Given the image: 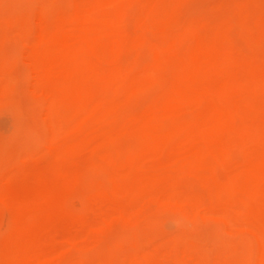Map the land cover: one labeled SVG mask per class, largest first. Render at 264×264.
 Listing matches in <instances>:
<instances>
[{"label": "rangeland", "instance_id": "374dc122", "mask_svg": "<svg viewBox=\"0 0 264 264\" xmlns=\"http://www.w3.org/2000/svg\"><path fill=\"white\" fill-rule=\"evenodd\" d=\"M91 1L0 0V200L2 201V203L0 201V249L3 251H0V264H9L12 254L10 250H17L24 244L26 251L23 250L25 252H22L21 256L24 258L21 259L23 264L26 260L25 264H264V258L261 257L262 260L257 258L261 253L264 255V237H261L264 235V172L261 171L259 177L254 176L259 184L255 183L253 177L249 179L251 183L247 180L248 177L246 179L249 183L248 189L251 190L252 181L258 187H254V190L252 184V190L257 193L256 197L253 195L248 198L244 193L245 188L241 187L238 189L244 191L237 189L234 194L237 197L234 199L231 198L230 193L229 196L225 194L226 196L219 198L222 201L226 198L223 203L231 200L223 204L218 199V205H222L217 206L216 212L221 209L228 212L220 216L216 212L208 214L210 208H206L208 207L206 204L203 205L206 199L205 193L211 194L208 195L206 199L208 200L212 196V189L201 182L199 171L198 174L197 170L190 174L188 170L186 172L189 173L185 174L184 169L182 168L181 171L179 167L183 163L180 162L183 158L180 156H191V158L198 156L196 152L201 149L196 150V147L201 148L202 137L207 139L205 140L207 145L212 143L210 139L215 140L213 146L216 156L219 154L217 159L222 156L219 163L221 161L225 163L220 167L222 168L220 172L217 169L215 174L213 172L210 174L213 175V179L215 178V185L218 182L226 183V175L232 174L233 178L237 171V174H244L245 170L253 165L259 164L258 167L260 163L264 165V76L262 77L264 75V0H101L103 5L99 4V0ZM109 4L116 7L112 6L110 9ZM126 6H129L128 10ZM113 9H117L116 16ZM231 9L234 10L231 12ZM43 10L48 15L47 18L43 14V18L46 17L43 21L49 20L51 24L49 26L53 29L57 42L55 43L57 49L55 46L52 49L59 53L58 56H62L61 60L58 59L59 65H63L62 62L67 64L69 61L72 64L75 61V64L85 69L83 71L82 68L81 71L88 83L87 87L91 89L93 86L96 90L99 89L94 92L92 88V94L86 98L87 100L85 99V102H88L85 109L87 114L83 111V115L78 117L80 121L76 120L77 123L73 120L80 114L64 111V115H67L66 119H69L68 125H71L67 126V133H63L58 138L62 139L60 140L62 144L67 140L63 146L61 144L62 147H58L60 142L55 144L48 136L49 121L44 107L46 99L41 91L36 89V92L34 89L36 71L31 68L33 65L31 62L34 63L33 54L36 52L32 45L35 43L34 40L41 37L42 30L46 31L44 27L46 28L45 24H48L46 21V23L41 21ZM109 10L113 14H110ZM93 11H96L94 16H92ZM118 27L119 29H116ZM84 41L88 45L84 44ZM83 49H85L84 53L88 52L87 55L79 56V52ZM30 51L33 53L31 54ZM106 54L112 59L108 60ZM38 55L34 56L37 58ZM195 66L198 68L203 66L205 71L203 67L201 69L203 68L204 72L200 69L196 71L198 68ZM119 70H123L119 72L125 77L122 80V76L117 72ZM159 70L161 74H158ZM154 72L157 76L160 75V80L159 76H154L156 74ZM114 74L117 76L115 77ZM250 75L253 77L250 78ZM252 80L254 83L250 84ZM104 82L107 86L103 84ZM161 82L167 87L162 84L165 88H157L160 91L156 93L154 89L156 90V87L160 86L157 84ZM257 89H261L262 93ZM110 93L113 94L112 97ZM130 97L134 98L133 101ZM252 97L257 99V104L256 101L251 102ZM182 98L185 100L182 101L186 102L184 106ZM131 101L133 107L131 108L130 104L131 109H128L127 106ZM16 102L20 105L17 106ZM14 103L16 107H12ZM74 107L76 110L71 105L67 108L78 112L77 105ZM242 108H245L247 113ZM126 109L130 113L128 111L125 113L131 115L122 121L123 116L121 119L119 114ZM251 109L252 112L254 111L253 114ZM241 110L246 114L247 120L244 113L240 114ZM237 112H240L239 116ZM182 115L190 118L192 122L201 118L205 120H201L202 123L209 122L215 128L216 137L212 139L213 131L210 132L208 129L210 135L202 133L200 139L198 137V140L190 141L194 144L193 147L192 143L183 144V140H180L181 143L177 145L181 146L179 151L176 150L178 153L174 151L177 146L171 150V146H175L178 141L173 144L172 141L169 144L171 149L168 148V155L157 156L154 162L150 161L151 165H146V162L143 166L136 164L139 163L138 155L144 152L142 146L138 144L144 128L149 126L154 132L158 129L162 132V134L158 132L160 138L165 137L167 133L169 136L171 134L169 131L175 128L172 124L179 123L175 119L179 118L181 124L185 121L186 118L184 119ZM240 115L244 116L240 119ZM71 119L75 123H72ZM238 122H241L242 128L239 124L237 130L241 128L243 135H249L248 142L243 138L245 135L241 136V133L236 131ZM141 124L144 125L140 127ZM160 124L161 129H159ZM70 126H74V129L72 130ZM167 127L171 129L166 130ZM252 127L255 130L261 129L263 134L260 135L258 130L259 135L258 131H255L253 137L254 131L250 130L253 129ZM222 134L223 136H220ZM234 137L238 138L243 146L230 145L233 148L230 149L228 146L227 150L225 149L227 155L224 151L222 155V149L224 150L228 142L234 144ZM45 139L50 143H46ZM133 142H137L139 145H135L137 148L141 147L136 153L134 152L135 156L131 154L132 148L127 149L131 144H135ZM246 143H248L247 147H244ZM204 148L206 149L203 147L202 150ZM180 149L186 151L181 152ZM133 151H136V148ZM165 152L167 154V151ZM172 152H175V156ZM255 153H260L261 158L259 159L258 154ZM225 156L226 159L223 160ZM116 157L117 161H124L123 164L115 161ZM178 160L179 164L181 163L178 164L179 166L174 163H178ZM207 160L209 161L206 159L205 164ZM210 162L216 165L209 163L213 165L212 167H217L218 161ZM135 165L139 171L144 167V175H148L140 177V185L137 178L139 175H135L138 172ZM173 165L178 166L180 170ZM167 166L171 171L167 170L169 169ZM206 166L198 170L212 169L208 166V162ZM254 166L253 169L259 170L257 165L256 168ZM127 168L130 172L132 170V173L133 170L137 172L130 174ZM158 168L164 171V174L160 171L162 176H158L156 172ZM175 170L176 174L178 170L179 174L183 172L184 176L173 177ZM262 170L264 171V167ZM233 171L236 173L233 174ZM10 172L13 176L8 174ZM127 173L129 176L126 175ZM201 173L205 172L201 170ZM220 173L225 181L220 178ZM6 174L11 175L10 179H5ZM206 174L209 175V172ZM135 176L137 181L134 180ZM180 176L184 179L182 180ZM244 177L241 179L245 180ZM155 178L159 183L155 182ZM176 181L178 183L184 181L181 184L185 183L184 187L180 184H177L180 188L174 186ZM241 181L243 180H240V183ZM246 181L241 184H246ZM192 195L196 199L201 197L202 203H200L202 199L195 200ZM237 198L240 200L239 203H235L239 201ZM198 203L200 206L197 205ZM230 203L234 206L241 203L242 209L243 205L249 206L250 209L247 207L249 212L247 210L245 212L247 218L242 214V216L234 214L235 211L243 210L236 208L232 212L228 207ZM259 220L261 225H258ZM7 244L10 246L9 249ZM30 259L32 261L28 262Z\"/></svg>", "mask_w": 264, "mask_h": 264}, {"label": "bare ground", "instance_id": "6f19581e", "mask_svg": "<svg viewBox=\"0 0 264 264\" xmlns=\"http://www.w3.org/2000/svg\"><path fill=\"white\" fill-rule=\"evenodd\" d=\"M91 1V0H90ZM95 1V0H94ZM100 1V2H99ZM98 2H99V4L100 5H103L102 4V2L103 1H105V0H103V1H101V0H99ZM116 1V0H115ZM114 1V2H115ZM175 1V0H174ZM83 2H84V0H83ZM92 2V1H91ZM98 2H96V4L98 3ZM119 2H121V1H119ZM94 3V2H93ZM118 3V2H117ZM116 3V4H117ZM172 3V2H171ZM93 5V4H92ZM111 4H109V8L110 7H116V6H114V5H112V6H110ZM81 6V5H80ZM128 7L129 6H126V10H128ZM40 9V8H39ZM42 9V8H41ZM40 9V10H41ZM111 9V8H110ZM45 10V9H44ZM44 10H43V12H44ZM115 9H113V11H114ZM117 10V9H116ZM116 10L114 11V15L116 16V14H115V12H116ZM232 10H234V9H231L230 11L232 12ZM110 11L111 10H109V13H110ZM124 11H125V9H124ZM166 11V10H165ZM229 11V12H230ZM40 12V11H39ZM48 11L46 10V13H47ZM96 12V11H95ZM95 12L93 11V13H92V16H94V14H95ZM127 12V11H126ZM157 12V11H156ZM42 13V12H41ZM99 13V12H98ZM97 13V14H98ZM43 14L45 15V16H47V18H48V15H46L45 14V12L44 13H42V20L41 21H43V19H45V18H43ZM48 14V13H47ZM102 14V13H101ZM110 14H113L112 12L110 13ZM51 15V13L49 12V16ZM100 15V14H99ZM99 15H98V17H99ZM38 16V15H37ZM52 16V15H51ZM50 16V17H51ZM101 16V15H100ZM103 16H105L104 14H103ZM123 16V15H122ZM51 19H52V17H51ZM93 19V18H92ZM46 20H44L43 21V23H46V22H48L49 20H47L46 22H45ZM51 21V20H50ZM79 21V20H78ZM93 21H94V19H93ZM119 22V21H118ZM28 23V22H27ZM42 23V24H43ZM52 23V22H51ZM71 23V22H70ZM95 23H97V22H95ZM49 24H50V22H48V24L46 23L45 24V26H46V28L44 27V29H46V31H43L42 30V35H41V37H39L38 39H36V40H34L35 41V43H34V45H32V48L37 52V51H39L38 53H34L33 54V58H32V61H34V63L33 62H31L32 64V66H31V68L33 69V70H35L36 71V73H34L35 74V78H36V80H34V89H35V91L37 92V90L38 91H41L42 92V94L45 96V99H46V102H45V104H44V107H45V109L47 110L46 112L47 113H45L46 114V118H48V121L46 120V122H48L47 123V125H48V129H49V134H48V136H50L51 137V139L53 140V143H59L60 142V140L62 141V139H58L59 138V136L60 135H62L63 133L64 134H66L67 133V126L69 127V125H71V124H69L68 125V120L69 119H66L67 118V115H64V111H72V112H75L76 114H80V115H78L76 118H74V120L73 119H71L70 121L72 122V123H77V121L76 120H78L79 118L78 117H80L81 115H83V111L87 114V110H85V109H87V106H88V102L86 103L85 102V99L87 98V97H89L91 94H92V88H93V86H91V89H90V87L88 88L87 87V81L85 80V76H84V74H82V68L79 66V65H77V64H75V61H73V60H75L74 58H73V63L72 64H70L69 63V61H67L68 63L66 64H64V62H62V64L63 65H59V62H60V60H61V58H62V56H60V58H59V56L57 55V54H59V53H57L54 49H52V47L54 48V46H55V43H57L56 42V38H55V36H54V34H53V29L52 28H50V26H51V24H50V26H49ZM67 24H69L68 22H67ZM118 24V23H117ZM44 25V24H43ZM64 25V24H63ZM41 26V25H40ZM55 26V25H54ZM96 26V25H95ZM107 27V26H106ZM41 28V27H40ZM112 28H114V27H112ZM34 29H36V28H34ZM109 29V28H108ZM116 29H119V27L118 28H116ZM61 30V29H60ZM113 30V29H112ZM115 30V29H114ZM21 31L23 32V29H21ZM62 31V30H61ZM104 31V30H103ZM35 32V31H34ZM45 32V33H44ZM36 33V32H35ZM94 33V32H93ZM23 34H25V33H23ZM59 34V33H58ZM97 34V33H96ZM26 35H28V34H26ZM113 35H115V34H113ZM112 35V36H113ZM116 36V35H115ZM25 37V36H24ZM31 37H33V35H31ZM35 37V36H34ZM85 37H86V35H85ZM102 37V36H101ZM25 38H27V37H25ZM25 38H24V40H25ZM77 38V37H76ZM107 38V40L108 41H111L108 37H106ZM31 39V38H30ZM103 39V38H102ZM33 40V39H32ZM91 40H92V38H91ZM93 40H95V39H93ZM99 40V39H98ZM227 40V39H226ZM27 41H29V40H27ZM74 41V40H73ZM229 41V40H228ZM30 42V41H29ZM227 42V41H226ZM226 42H223L224 44L226 43ZM84 44H86V41H84ZM107 44V43H106ZM183 44V43H182ZM219 44V43H218ZM227 44V43H226ZM53 45V46H52ZM86 45H88V44H86ZM97 45H99V44H97ZM31 46V45H30ZM57 46V45H56ZM56 46H55V49H57L56 48ZM72 46V45H71ZM79 46V45H78ZM179 46V45H178ZM74 47V46H73ZM230 48H231V46H229ZM107 48V47H106ZM109 48V47H108ZM178 48V47H177ZM184 48V47H183ZM77 49V48H76ZM31 50V49H30ZM33 50V51H34ZM33 51L31 52V54L33 53ZM77 51V50H76ZM75 51V52H76ZM85 52V49H83L82 51H80L81 53H84ZM98 51V50H97ZM100 51V50H99ZM106 51V50H105ZM171 51H173V50H171ZM72 52V51H71ZM75 52H72V53H75ZM78 52V51H77ZM79 52V56L81 55V56H85V55H87L86 53H88V52H86V53H84V55L83 54H81ZM109 52H110V50H109ZM108 51H107V53L110 55L111 53H109ZM160 52V51H159ZM100 53H101V51H100ZM106 53V52H105ZM105 53H104V55H105ZM185 53V52H184ZM209 53V52H208ZM35 54H39L38 56H37V58H36V56H34ZM108 54H106V56H108V60H109V58H111V56H109ZM165 54V53H164ZM221 54V53H220ZM74 55V54H73ZM103 55V54H102ZM112 55V54H111ZM225 55V54H224ZM264 55V54H263ZM76 56L77 55H75V58H76ZM79 56H78V58H79ZM163 56V55H162ZM74 57V56H73ZM220 57V56H219ZM66 58H67V56H66ZM77 58V59H78ZM181 58H182V56H181ZM189 58H190V56H189ZM188 58V59H189ZM221 58H222V60H223V56H221ZM33 59H35V60H33ZM58 59H60L59 61H58ZM72 59V58H71ZM81 59V58H80ZM112 59V58H111ZM192 59V58H191ZM79 60V59H78ZM166 60V59H165ZM174 60V59H173ZM172 60V61H173ZM182 60V59H181ZM180 60V61H181ZM220 60V59H219ZM225 60V59H224ZM31 61V60H30ZM77 61V60H76ZM176 61V60H175ZM233 61V60H232ZM231 61V62H232ZM80 62V61H79ZM82 62V61H81ZM80 62V63H81ZM158 62H159V60H158ZM166 62V64H167V61H165ZM186 62H188V61H186ZM230 62V61H229ZM76 63H78V61L76 62ZM84 63V62H83ZM82 63V64H83ZM220 63V62H219ZM228 63V62H227ZM61 64V63H60ZM75 64V65H74ZM81 64V65H82ZM86 64V63H85ZM237 64V63H236ZM70 65H72V66H70ZM108 65V64H107ZM115 65V64H114ZM113 65V66H114ZM154 65V64H153ZM187 64H185V66H186ZM189 65H190V63H189ZM191 65H192V62H191ZM238 65V64H237ZM252 65H256L255 63H252ZM83 66V65H82ZM109 66V65H108ZM157 66V65H156ZM231 66V65H230ZM115 67H117V65L115 66ZM131 67V66H130ZM158 67V66H157ZM172 67V66H171ZM171 67H169L168 69H170L169 71H171ZM191 67V66H190ZM189 67V68H190ZM196 68H198L197 66H195ZM201 67H203V66H201ZM201 67L200 68H198L196 71H199V69H200V71H202V69L204 68H202L201 69ZM210 67H212V66H210ZM215 67V65L213 66V68ZM249 67V66H248ZM132 68V67H131ZM160 68V67H159ZM192 68H194L193 66H192ZM195 68V69H196ZM213 68H210V69H213ZM227 68H229V67H227ZM101 69H103V68H101ZM106 69V68H105ZM118 69V68H117ZM156 69V68H155ZM175 69V68H174ZM195 69H194V71H195ZM85 69L83 68V71H84ZM89 70H92V69H89ZM124 70V69H123ZM122 70V71H123ZM153 70V69H152ZM181 70H183V69H181ZM214 70V69H213ZM220 69H218V71H219ZM34 71V72H35ZM121 70H119V71H117L118 73L119 72H122ZM127 71H129V70H127ZM154 71V70H153ZM156 71V70H155ZM180 71V70H179ZM204 71H205V68H204ZM204 71H202V72H204ZM264 71V70H263ZM159 73L158 74H161V72H160V70L158 71ZM182 72V71H181ZM185 72V71H184ZM253 72V71H252ZM259 72V71H258ZM257 72V73H258ZM85 73V72H84ZM88 73V72H87ZM152 73V72H151ZM150 73V75H153V74H151ZM156 72H154V74H155ZM163 73H164V70H163ZM187 73V72H186ZM186 73H183V74H186ZM250 73H251V71H250ZM104 74V73H103ZM113 74V73H112ZM121 73H119V75H120ZM124 74V73H123ZM129 75H131L130 73H128ZM165 74V73H164ZM172 74V73H171ZM206 74V73H205ZM261 73H259V75H260ZM129 75H127V76H129ZM133 75V74H132ZM173 75V74H172ZM172 75H171V77L170 78H172ZM252 75V74H251ZM250 75V78L251 77H253V76H251ZM57 76H58V79H57ZM92 76V75H91ZM114 76L116 77L117 75H115L114 74ZM120 76H122L121 77V80H122V78L124 77L123 75H120ZM134 76V75H133ZM143 76V75H142ZM154 76H156V77H158V79L160 80V75H158L157 76V73L154 75ZM254 76H255V74H254ZM264 75H262V77H263ZM98 77L99 76H97V79H98ZM113 77V76H112ZM131 77V76H130ZM90 78V77H89ZM88 78V79H89ZM118 78H119V76H118ZM117 78V79H118ZM125 78V77H124ZM128 79H129V77H127ZM166 78V77H165ZM165 78H163V79H165ZM169 78V79H170ZM246 78V77H245ZM60 79V80H59ZM240 79V78H239ZM256 79V78H255ZM171 80V79H170ZM173 80H174V78H173ZM187 80V79H186ZM243 80H244V78H243ZM89 81V80H88ZM92 81V80H91ZM104 81H106V80H104ZM250 81V80H249ZM107 82V81H106ZM127 82V81H126ZM175 82V81H174ZM174 82H173V85H174ZM253 82V80L251 81V83L250 84H253L252 83ZM262 83V82H261ZM104 85H106L107 83H103ZM102 84V85H103ZM130 84V83H129ZM165 86V87H167L164 83H162L161 82V84H157V85H160L159 87H156V90H158L159 88H165V87H163V85ZM208 84V83H207ZM113 85H114V82H113ZM196 85H199L198 83H196ZM249 85V84H248ZM247 85V86H248ZM107 86V85H106ZM202 86V85H201ZM73 87H76L77 89H74ZM79 87V88H78ZM87 87V88H86ZM95 87V86H94ZM250 87V86H249ZM32 88V87H31ZM96 88V87H95ZM95 88H93L94 89V92H95ZM108 88V87H107ZM114 88V87H113ZM118 88V87H117ZM152 88H155V87H152ZM158 88V89H157ZM161 88V89H162ZM215 88V87H214ZM262 88V87H261ZM37 89V90H36ZM104 89V88H103ZM110 89V88H109ZM115 89V88H114ZM128 89H130V88H128ZM151 89V88H150ZM150 89H148V90H150ZM169 89V88H168ZM167 89V90H168ZM175 89V88H174ZM221 88L219 87V91H221L220 90ZM74 90V91H73ZM79 90H80V92H79ZM106 90V89H105ZM145 90V89H144ZM151 90H153V89H151ZM155 89H154V91L157 93V92H159L160 90H158V91H156ZM258 90V92H260V93H262L259 89H257ZM264 90V89H263ZM96 91H99V89L98 90H96ZM123 91V90H122ZM129 91V90H128ZM134 91V90H133ZM177 90H175V92H176ZM215 91V90H214ZM100 92H102V89H101V91ZM117 92V91H116ZM218 91H216V93H217ZM223 92V91H222ZM230 92V91H229ZM111 93H112V91H111ZM110 93V94H111ZM125 93H126V91H125ZM128 93V92H127ZM130 93V92H129ZM164 93V92H163ZM255 93V92H254ZM254 93H253V95H254ZM96 94H98V93H96ZM109 94V95H110ZM222 94V93H221ZM230 94V93H229ZM99 96H100V94H98ZM131 95V94H130ZM223 95V94H222ZM111 97L113 96V94H111L110 95ZM175 96V95H174ZM173 96V97H174ZM178 96V95H177ZM94 97H96V95L94 96ZM94 97L92 98L91 97V99H94ZM101 97V96H100ZM107 97V96H106ZM179 97V96H178ZM227 97V96H226ZM225 97V98H226ZM253 97H255V96H253ZM252 97V98H253ZM132 97H130V99H131ZM190 98V97H189ZM195 98V97H194ZM261 98V97H260ZM134 99V98H133ZM133 99H131L132 101H133ZM177 99V98H176ZM224 99V98H223ZM255 99V100H254ZM87 100V99H86ZM98 100H100V98L98 99ZM182 100H184V98H182L181 99V101ZM102 101V100H101ZM117 101V100H116ZM132 101H131V103H129V105L127 106V108L128 109H131L133 106H132ZM161 101V100H160ZM181 101H179L180 103H181ZM185 101V100H184ZM242 101H243V99H242ZM256 101V102H255ZM259 101V100H258ZM261 101V100H260ZM104 102V101H103ZM106 102H108V101H106ZM183 102V101H182ZM193 102H195V100L193 101ZM233 102V101H232ZM247 102H248V100H247ZM251 102H255L256 104H257V99L256 98H253L252 99V101ZM17 103V102H16ZM184 103V102H183ZM182 103V104H183ZM186 103V102H185ZM185 103L183 104V106L185 105ZM18 104L19 103H17V106H18ZM89 104H91V101L89 102ZM98 104H99V101H98ZM101 104V103H100ZM105 104V102L103 103V105ZM130 104H131V106H130ZM20 105V104H19ZM70 105H71V107H73L74 109H75V107H74V105H77V111L78 112H76L74 109H69V108H67V107H70ZM188 105V104H187ZM261 105V104H260ZM264 105V104H263ZM16 107V104L14 103V104H12V107ZM92 106V105H91ZM102 106V105H101ZM131 108H130V107ZM189 106V105H188ZM188 106H187V108L186 109H188ZM106 107V104L104 105V108ZM263 107V106H262ZM255 108V107H254ZM258 108H260V106L258 107ZM12 109V108H11ZM10 109V110H11ZM22 109V108H21ZM65 109H67V110H65ZM106 109V108H105ZM244 111H245V113H247V111L245 110V108H242ZM17 110V109H16ZM80 110V111H79ZM243 110H241V113L240 112H237L238 114V116H239V113L240 114H242V113H244V112H242ZM12 111V110H11ZM124 111V112H123ZM125 111H128L129 112V110H122V112H120L121 114H119L120 115V118L122 119V116H123V119H122V121L124 120V119H126V118H129V116L131 115V114H129L128 112H126L125 113ZM166 112V111H165ZM235 112V111H234ZM251 112H252V109H251ZM251 112H249V113H251ZM261 112H263V110L261 111ZM261 112H260V114H261ZM11 113V112H10ZM107 113V112H106ZM125 113V114H124ZM128 113V115H126ZM160 113V112H159ZM244 113V114H245ZM248 113V114H249ZM254 113V111L252 112V114ZM66 114V113H65ZM124 114V115H123ZM136 114V113H135ZM166 114V113H165ZM182 114V113H181ZM184 114H186V112L184 113ZM177 115H179V114H177ZM128 116V117H127ZM183 116V115H182ZM244 116V115H243ZM242 115H240V119H241V117H243ZM89 117V116H88ZM125 117V118H124ZM184 117V116H183ZM229 117V116H228ZM245 119H246V114H245ZM83 118V117H82ZM81 118V119H82ZM87 118V117H86ZM178 118V117H177ZM186 118V119H185ZM238 118V117H237ZM264 118V117H263ZM173 119H175V116L173 117ZM184 119H185V121H183V124H181L180 122L181 121H179V118L178 119H175V120H178V122L180 123V125H178L179 123H176L175 125L174 124H172V126H174L175 128H173L174 130L172 131V130H170L169 131V133H171V134H169V136L166 134L165 135V137H167V138H165L164 136H162V138H160L161 136H159V133L161 132H159L158 131V129H157V132H154V131H152V129L149 127V126H146L145 128H144V130H143V134H142V136L140 137V142L138 141V144H140L141 146H142V148H143V153H142V155L140 154V155H138V158H137V160L139 161V163H136V164H141L142 166H143V163H145L146 162V165L148 164V165H151V163H150V161L151 160H153V162H154V158L156 159L157 158V156L158 157H160V155L161 156H165V155H168V153H169V149H171V150H174V147H176V149L174 150V151H176V150H178L179 148H180V146L181 145H177V144H179V143H181V141L180 140H183V144H185V143H189V145L192 143V142H190L191 140H193V139H197L198 137V139H200V135L202 134V133H208L209 134V131H208V129L210 130V132H212V134H213V136H211V138L212 137H214L215 136V134H214V130H215V128H214V126L212 125V124H210L209 122H201V120H203V121H205L204 119H202L201 118V120H198V121H195L194 122V120H193V122L190 120V118H187V116H185L184 117ZM228 119H230V118H228ZM250 118H248V120H249ZM75 121V122H73V121ZM87 120V119H86ZM118 120V119H117ZM146 120V119H145ZM180 120H183V118H180ZM186 120L188 121V120H190V121H188V122H186ZM236 120H238V119H236ZM247 120V119H246ZM261 120V119H260ZM259 120V121H260ZM78 121H80V119L78 120ZM105 121H108V120H105ZM121 121V120H120ZM121 121V122H122ZM228 121V120H227ZM231 121V120H230ZM258 121V122H259ZM70 122V123H71ZM155 122V121H154ZM192 122V123H191ZM199 122H201V123H199ZM226 122V121H225ZM250 123H251V121H249ZM119 123V122H118ZM137 123V122H136ZM160 123V122H159ZM228 123V122H227ZM262 123H263V121H262ZM85 124V123H84ZM144 124H145V122H144ZM143 124V125H144ZM154 124V123H153ZM198 124H200V125H198ZM229 124H230V122H229ZM233 124V123H232ZM238 124V125H237ZM239 124H240V127L242 128V126H241V122L239 123H236V131H238L237 130V127H239ZM78 125H80V123L78 122ZM78 125H76V126H78ZM117 125V124H116ZM121 125V124H120ZM142 124L140 125V127L141 126H143ZM152 125V124H151ZM161 125V124H160ZM263 125V124H262ZM75 126V125H74ZM73 126V127H74ZM136 126V125H135ZM154 126V125H153ZM169 126H171V125H169ZM171 126V127H172ZM176 126H179V127H176ZM198 126H200V128L198 127ZM71 127V126H70ZM73 127H71L72 128V130L74 129ZM79 127V126H78ZM105 127V126H104ZM120 126H118V128H119ZM155 127V126H154ZM160 127V126H159ZM158 127V128H159ZM171 127H167L166 128V130L168 129L169 130V128L171 129ZM248 127V126H247ZM260 127V126H259ZM262 127V126H261ZM107 128V127H106ZM132 128H134V127H132ZM162 128V125H161V127L159 128V129H161ZM202 128V129H201ZM211 128V129H210ZM241 128H239V133H241V136L243 135L242 134V129ZM253 128V127H252ZM263 128V127H262ZM141 129V128H140ZM139 129V130H140ZM155 129V128H154ZM241 129V130H240ZM69 130V129H68ZM76 130V129H75ZM202 130V131H201ZM219 130V129H218ZM249 130V129H248ZM250 130H252V132H250V133H252L253 134V137H254V134H256L255 133V131H258L259 129L257 128L256 130L253 128V129H250ZM66 131V132H65ZM78 131V130H77ZM100 131V130H99ZM105 131V130H104ZM116 131V130H115ZM164 131V130H163ZM172 131V132H171ZM207 131V132H206ZM217 131V130H216ZM247 131V130H246ZM260 131V135H262L263 133H262V130L260 129L259 130ZM259 131H258V135H259ZM159 132V133H158ZM165 132V131H164ZM157 133H158V138L156 137V135H157ZM226 133V132H225ZM262 133V134H261ZM101 134V133H100ZM160 134H162V132L160 133ZM208 134H207V137L209 138V136H208ZM211 134V133H210ZM209 134V135H210ZM252 134H250V135H252ZM69 135V134H68ZM102 135V134H101ZM104 135V134H103ZM240 135V134H239ZM245 135V134H244ZM243 135V136H244ZM257 135V136H258ZM100 136V135H99ZM220 136H223V134L222 135H220ZM45 137H47V136H45ZM138 137V136H137ZM201 137H202V135H201ZM216 137V136H215ZM214 137V138H215ZM247 137H249V135L248 136H246L245 135V137H243V138H245L246 140H247ZM250 137H252V136H250ZM261 137V136H260ZM103 138V137H102ZM203 139L201 140L202 142H201V144L202 145H200L201 146V148H197L196 147V150L197 149H201L200 151H197L196 153H198V154H196V155H198V156H192V158H191V156L189 157V156H180V157H183V158H181L180 159V162H183L182 163V167L181 166H179L180 164H179V160H178V163L177 162H174L175 164H179L178 166L180 167V169H181V171H182V168L184 169V173L186 174V173H189V172H186V171H188V170H190V174L191 173H193V171H195V170H197L196 171V173L198 174V171H199V174H198V176L200 177V179H201V182L203 181L208 187H210V189H212V196H211V198H208V200H206L207 199V197H208V195L210 196L211 194H208L207 195V192L205 193L206 194V199H204L205 201H203V199L201 198V197H197V199L195 198V196L193 197V195L191 196V197H193V198H195V200H198V199H202V200H200V203H202L201 201H203V205H205L206 204V206L208 205V207H206V208H210L209 209V211L210 212H208V214H214V212H216L218 209H217V206H221L222 204H220V205H218L219 204V201H218V199L219 198H223V196H229V195H231V198L232 199H234L235 197H237V196H235L234 194H236L235 192H236V190L238 189V188H241V187H243V188H245V192L244 193H246V195L248 196V198L249 197H253V195H254V197H256L255 196V194H257L256 192L254 193V190H255V188H258V187H256L255 186V184H253L254 182L252 181V184L254 185L253 186V189L254 190H252V184H250L251 186H250V188H251V190L250 189H248L249 187H247V184H249V183H251V181H249V179L251 178V177H253L254 178V176H258V175H260L261 173V171L262 172H264L262 169H263V167H264V165L262 166L261 164L262 163H260V167H258V165L259 164H256L257 165V169H259V170H256V169H253V164L255 163H253V164H251V163H249V165L251 164V165H253L252 167H250V166H248V167H250L249 169H247V170H245V173L244 174H242V173H240V174H237L238 173V171H237V173L235 174L234 173V171H233V174H235V176L233 175V178H232V174H230L229 176L228 175H226L225 176V179L227 180L226 181V183H220V182H218L216 185L214 184V179H213V175H210V174H212V172H213V174H215L216 172H217V169H219L218 171L220 172V170L222 169V168H220V167H222L224 164L222 163L223 161H221V163H219L220 162V157H222V156H220L219 157V159H217V157L219 156V154H218V156H216L217 154H215L216 152H214L215 150H214V146H213V143H214V139H213V141L210 139V141L212 142V143H209L208 145H207V143L205 142V140H207V139H204V137H202ZM235 138V137H234ZM258 138H259V136H258ZM49 139V138H48ZM197 139V140H198ZM226 139V138H225ZM248 139H251V138H248ZM257 139V138H256ZM59 140V141H58ZM135 140V139H134ZM133 140V141H134ZM237 140V141H236ZM70 141V140H69ZM136 141H137V139H136ZM172 141H174V142H172ZM175 141H178V143L176 142V145L174 146V145H169L170 144V142H172V144L173 143H175ZM180 141V142H179ZM226 141H229V140H226ZM45 142L46 143H48L47 142V140L45 139ZM231 142V141H230ZM247 142H248V140H247ZM251 142V141H250ZM249 142V143H250ZM42 143V142H41ZM49 143H50V141H49ZM48 143V144H49ZM57 143V144H58ZM64 143H67V140L65 141H63V144L60 142L59 143V146L58 147H62L63 145H64ZM69 143V142H68ZM135 142H133V144H134ZM243 143V142H242ZM61 144H62V146H61ZM137 144V142L134 144V145H132L131 144V146L130 147H128L127 149H131V151H132V156L138 151V149H140L141 147H139V148H137V146H135V145H138ZM193 144V143H192ZM211 144V145H210ZM248 143H246L245 144V146L244 147H247L246 145H247ZM68 145V144H67ZM93 145V144H92ZM188 145V146H189ZM204 145V146H203ZM223 145V144H222ZM222 145H220V146H222ZM230 145H238L239 147H242L243 145H241V142H240V140H238V138L236 139H234V144H229V142L227 143V145L224 147V150L222 149V155H223V151H224V153H225V149L227 150V148H228V146H229V148L230 149H232L233 147H231ZM241 145V146H240ZM47 146V145H46ZM91 146V145H90ZM134 148H133V147ZM139 146V145H138ZM171 146V148H169ZM179 146V147H178ZM194 146V144L192 145V147ZM44 147H45V145H44ZM56 147V146H55ZM94 146H92V148H93ZM183 147H186V146H184L183 145ZM189 147H191V146H189ZM203 147H206V149L204 148L203 150H202V148ZM212 147H213V149H212ZM77 148V147H76ZM116 148H118L117 147V145H116ZM124 148L126 149V146H124ZM136 148V151H133L134 149ZM169 148V149H168ZM182 148V147H181ZM195 148V147H194ZM222 148V147H221ZM60 149V148H59ZM124 149V150H125ZM167 149V150H166ZM230 149H228V150H230ZM241 149V148H240ZM184 151H186L185 149H183ZM182 150V151H183ZM165 151H167V154H166V152ZM179 151V150H178ZM178 151H176V153H178ZM180 151H181V149H180ZM181 151V152H182ZM221 151V150H220ZM49 152H50V150H49ZM61 152V151H60ZM59 152V153H60ZM135 152V153H134ZM145 152H147L148 154L147 155H145L146 153ZM127 153H129V151L127 150ZM145 153V154H144ZM173 153V155L175 156V152H172ZM171 153V154H172ZM191 153V152H190ZM193 153H195V152H193ZM227 153V152H226ZM225 153V155H227ZM230 153V152H229ZM254 153V152H253ZM64 154V153H63ZM110 154H112V153H110ZM116 154V153H115ZM212 154H213V156H212ZM255 154H258V153H255ZM117 155V154H116ZM119 155V154H118ZM123 155V154H122ZM136 155V154H135ZM134 155V156H135ZM180 155H182V154H180ZM191 155H195V154H191ZM231 155V154H230ZM229 155V156H230ZM259 155H261L260 153L258 154V156ZM50 156H52V154H50ZM49 156V157H50ZM61 156H64V155H61ZM60 156V157H61ZM123 156H126V155H123ZM122 156V157H123ZM176 156H178V155H176ZM208 156H209V158H208ZM262 156V155H261ZM115 157V156H114ZM205 157V158H204ZM207 157V158H206ZM224 157V156H223ZM168 158V157H167ZM212 158V159H211ZM214 158V159H213ZM259 159L261 158L260 156L258 157ZM257 158V159H258ZM60 159H62V158H60ZM68 158H66V160H67ZM125 159V158H124ZM132 159L134 160L135 158H133L132 157ZM147 159V160H146ZM166 159V158H165ZM164 159V160H165ZM173 159H174V157H173ZM177 159V158H176ZM206 159H209V161L207 160V162H208V166H211L209 163H211L210 161H218V163H217V167H212L213 165L214 166H216L215 165V163L213 164V162L211 163V164H213L211 167H212V169L211 168H208V171H207V169H206V171H204V169H201L203 172H205V173H201V170H198V169H200V168H203L204 166H206L207 165V162H206V164H205V160ZM215 159H217V160H215ZM224 159H226V156H225V158H223V160ZM229 159H231V158H228V160ZM255 160H256V158H254ZM253 159V160H254ZM258 159V160H259ZM160 160V159H159ZM254 160V161H255ZM258 160L256 161V162H258ZM115 161H117V157H116V160ZM132 161V160H131ZM135 161V160H134ZM171 161H172V159H171ZM118 163H122L123 164V162L124 161H117ZM116 162V165L118 164ZM152 162V161H151ZM170 162V161H169ZM249 162V161H248ZM251 162V161H250ZM259 162H261V161H259ZM150 163V164H149ZM158 163V162H157ZM173 163V162H172ZM173 163V164H174ZM233 163V162H232ZM239 163V162H238ZM238 163H236V164H238ZM246 163V162H245ZM222 164V165H221ZM227 164V163H226ZM235 164V165H236ZM241 164V163H240ZM243 164V163H242ZM169 165V164H168ZM172 165V164H171ZM171 165L169 166V167H171ZM219 165H221V166H219ZM235 165H234V167H235ZM256 165L254 166V168H256ZM144 166H145V164H144ZM176 169H178V170H180L179 168H178V166H175V165H173ZM241 166V165H240ZM261 166H262V168H261ZM117 167V166H116ZM134 167V166H133ZM154 167V166H153ZM157 167V166H156ZM168 166H167V168H169ZM207 167V166H206ZM232 167H233V165H232ZM231 167V168H232ZM236 167H237V165H236ZM135 168H137V166L135 165ZM143 169H144V167H143ZM143 169H140L142 172H143ZM173 169V168H172ZM210 169V170H209ZM127 170H128V172H130L129 171V169L127 168ZM145 170V169H144ZM158 171H156V172H158V176L160 175V174H164V171H162V169H160L159 170V168L157 169ZM168 171H171V168H169V169H167ZM177 170V172H178V174H176V170L174 171L175 173H174V175L173 174H171V172H169L171 175H173V177L176 175V178H178L177 177V175L179 176V175H183L184 176V173L182 172L181 174H179V171ZM239 170V169H238ZM240 170H241V168H240ZM134 171V173H132V170H131V172H130V174L132 173V174H135V171L136 170H133ZM140 172V173H138V172ZM137 173L135 174V175H139V177H137V176H135L134 178V180H136L137 181V179H136V177L137 178H139L138 179V183H139V180H140V177L142 178L143 176L145 177L146 175H144V173L145 172H143V173H141V171H139V168H137ZM160 171H162V173H160ZM180 171V172H181ZM243 171V170H242ZM241 171V172H242ZM166 172V171H165ZM206 172L208 173L209 172V175L208 174H206ZM211 172V173H210ZM215 172V173H214ZM240 172V171H239ZM244 172V171H243ZM173 173V172H172ZM8 174H11V172L10 173H8ZM8 174H6L4 177H6L7 176V178H5L6 180L7 179H10L9 177H11V175H9L8 176ZM129 173H127L126 175H128ZM150 174H152V173H150ZM167 174V173H166ZM125 175V174H124ZM125 175V176H126ZM142 175V176H141ZM155 175H157V173H155ZM154 174H153V177L155 176ZM194 175V174H193ZM196 175V174H195ZM194 175V176H195ZM237 175H240V176H237ZM242 175V176H241ZM244 175H245V177H244ZM13 176V175H12ZM129 176V175H128ZM133 176V175H132ZM148 176V175H147ZM160 176H162V175H160ZM197 176V175H196ZM261 176V175H260ZM150 177H152V176H150ZM164 177V176H163ZM170 177V180H171V176H169ZM181 177V179L183 180L184 178L182 177V176H180ZM185 177H188V175L186 176L185 175ZM223 175L221 176V173H220V178H222V180H223ZM226 177H228V178H226ZM242 177H244L245 178V180L244 179H241ZM247 177H248V179H247ZM259 177V176H258ZM257 177V178H258ZM13 178V177H12ZM176 178H174L175 180H176ZM194 178V177H193ZM230 178V179H229ZM252 178V179H253ZM152 180H153V178H151ZM225 179L223 180V181H225ZM246 179L249 181V183L246 181ZM255 179V183H258L257 182V180H256V178H254ZM253 179V180H254ZM258 179H260V178H258ZM148 180V179H147ZM156 180H158V179H156L155 178V182H156ZM178 180V179H177ZM179 180H180V178H179ZM178 180V181H179ZM185 180L187 181V178H185ZM184 180V181H185ZM195 180V179H194ZM221 180V179H220ZM240 180H243L244 182L246 181V184L244 183V184H241L243 181H241V183H240ZM12 181V180H11ZM135 181V182H136ZM159 181H161V180H159ZM164 181V180H163ZM162 181V182H163ZM178 181H176V182H174V186H178L177 184H180V186H183L184 187V185H185V183H184V185H181V184H183V182H179L178 183ZM185 181V182H186ZM191 181V180H190ZM189 181V182H190ZM150 182V181H149ZM153 181H151L150 183H152ZM165 182V181H164ZM172 182H173V180H172ZM156 183H159L158 181L156 182ZM191 183H192V181H191ZM194 183V182H193ZM196 183V182H195ZM133 184V183H132ZM154 184V183H153ZM215 186H214V185ZM259 184V183H258ZM109 185V184H108ZM137 185V184H136ZM139 185H140V183H139ZM172 186H173V184H171ZM191 185V184H190ZM193 186H194V184H192ZM1 186V185H0ZM148 186V185H147ZM196 186H198V185H196ZM217 186V187H216ZM133 187V186H132ZM179 187V186H178ZM177 187V188H178ZM214 187V188H213ZM216 187V188H215ZM255 187V188H254ZM148 188H150V187H148ZM180 188V187H179ZM193 188V187H192ZM191 188V189H192ZM171 190H172V188H171ZM184 190V189H183ZM182 190V191H183ZM238 190H242V191H244V189H238ZM139 191V190H138ZM140 191H141V189H140ZM188 191V190H187ZM191 191V190H190ZM163 192V191H162ZM193 192H194V190H193ZM210 192V193H211ZM238 192V191H237ZM130 193V192H129ZM230 193V194H229ZM239 193V192H238ZM237 193V194H238ZM243 193V192H242ZM173 194V193H172ZM188 194H190V193H188ZM194 194V193H193ZM226 194V195H225ZM229 194V195H228ZM158 195H160V194H158ZM199 195V194H198ZM165 196V195H164ZM188 196V195H187ZM186 195H185V197H187ZM238 196H239V194H238ZM190 197V199H193V198H191ZM243 197H245V196H243ZM242 197V198H243ZM150 198V197H149ZM182 198H184V197H182ZM188 198H189V196H188ZM188 198L186 199L185 198V200H188ZM239 198V197H238ZM237 198V199H238ZM146 199V198H145ZM225 200H226V198H224ZM223 199V201H225ZM245 199V198H244ZM167 200V199H166ZM211 200V201H210ZM217 200V201H216ZM219 200H221V199H219ZM236 200V199H235ZM239 200V199H238ZM1 201V200H0ZM6 201V200H5ZM209 203H208V202ZM223 201L221 200L220 201V203L222 202L223 203ZM231 201V200H230ZM230 201H228V202H230ZM4 202V201H3ZM227 202V201H226ZM227 202V203H228ZM232 202H234L233 200H232ZM240 202V200L239 201H237V202H235V203H239ZM241 202H243V201H241ZM248 202V201H247ZM1 203H2V201H1ZM197 203V202H196ZM208 203V204H207ZM210 203H212V205L210 204ZM216 203H217V205H216ZM225 203V202H224ZM223 203V204H224ZM227 203H225V204H227ZM244 203V202H243ZM233 205L232 207H233V209L231 208V205ZM229 204V208L231 209V211L233 212V210L234 209H236V208H239L240 210H243V211H239V212H237V211H235L234 212V214L235 213H237L239 216H242V215H244L245 217H246V214H245V212H246V210L249 212V210H248V208H249V206H245V205H243V209L242 208H240V206H241V203H240V205L238 206H234V204H232V203H230ZM248 204V203H247ZM197 205H199L200 206V204L198 203ZM211 205V206H210ZM244 206L246 207V208H244ZM226 207V206H225ZM227 207V208H228ZM6 208V207H5ZM201 208V207H200ZM220 208V207H219ZM224 208V207H223ZM226 208V209H227ZM217 209V210H216ZM230 209H227L228 211L230 210ZM238 209V210H239ZM250 209V208H249ZM124 209L122 208V211H123ZM222 210V211H221ZM221 210H219L218 212H216L218 215L220 214V216L221 215H224L223 213L224 212H226V210L225 209H221ZM122 211H120L121 212V214H123L124 213V211H123V213H122ZM203 211V210H202ZM231 211H230V213H231ZM212 212V213H211ZM241 212V213H240ZM203 213V212H202ZM215 213V214H216ZM216 214V215H217ZM225 214H228V212H226ZM242 214V215H241ZM239 216H237V217H239ZM243 216V217H244ZM225 217H227V216H225ZM229 217V216H228ZM237 217H236V219H237ZM242 217V218H243ZM241 218V220H243ZM247 218V217H246ZM259 217H257V219H258ZM245 219V218H244ZM230 221V220H229ZM260 221V220H259ZM258 221V222H259ZM264 221V220H263ZM243 222H245V221H243ZM251 222V221H250ZM236 223V222H235ZM260 224H258V225H261L262 223H261V221L259 222ZM253 224V223H252ZM255 225V224H254ZM255 226H257V225H255ZM258 233V232H257ZM261 233V232H260ZM259 233V234H260ZM258 234V235H259ZM260 236V235H259ZM261 237H264V235H262ZM10 241V240H9ZM71 241V240H70ZM16 244V243H15ZM9 244H7V247H8V249H9V247L10 246H8ZM20 245V244H19ZM263 245V244H262ZM13 246V245H12ZM25 244L23 245V246H21V247H18V249L17 250H14V251H12V250H10V253H12L11 254V256H10V254H8L9 256H10V259H9V264H23V262H22V260L24 259V258H21V256H22V252H23V250H25ZM33 248V247H32ZM41 248V247H40ZM5 249V248H4ZM11 249H13V248H11ZM31 249V248H30ZM34 249V248H33ZM35 250H37V249H35ZM38 250H40L39 248H38ZM0 251H1V249H0ZM26 251V250H25ZM24 251V252H25ZM1 252H3V251H1ZM6 252V251H5ZM23 252V253H24ZM29 254H30V251L28 252ZM33 252H31V254H32ZM28 254V255H29ZM263 253H261L257 258H259L260 260H262L263 258H264V255H262ZM1 255V254H0ZM36 255V254H35ZM25 256V255H24ZM23 256V257H24ZM34 256V255H33ZM29 257V256H28ZM261 257H262V259H261ZM8 258V257H7ZM4 259V258H3ZM22 259V260H21ZM26 259H28V258H26ZM31 259H32V257H31ZM28 260V262L30 261H32V260ZM26 262H27V260H26ZM25 262V263H26ZM24 263V264H25ZM260 263V262H259ZM28 264V263H27Z\"/></svg>", "mask_w": 264, "mask_h": 264}]
</instances>
